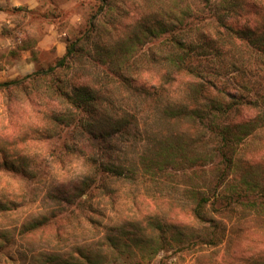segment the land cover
<instances>
[{
	"label": "rangeland",
	"instance_id": "374dc122",
	"mask_svg": "<svg viewBox=\"0 0 264 264\" xmlns=\"http://www.w3.org/2000/svg\"><path fill=\"white\" fill-rule=\"evenodd\" d=\"M33 2L0 3V82L54 65L93 26L62 79L102 71L108 50L131 76L177 83L159 102L112 85L119 113L135 117L129 135L95 147L53 119L58 101L45 81L0 90V264H264V203L256 199L264 194V128L230 164L213 153L208 128L196 134L164 115L186 93L172 63L184 54L179 43L192 46L203 79L263 91L264 69L215 18L240 26L251 0ZM109 154L121 174L96 170L93 159ZM88 177L91 191L81 184ZM201 196L209 200L196 217Z\"/></svg>",
	"mask_w": 264,
	"mask_h": 264
},
{
	"label": "trees",
	"instance_id": "16d2710c",
	"mask_svg": "<svg viewBox=\"0 0 264 264\" xmlns=\"http://www.w3.org/2000/svg\"><path fill=\"white\" fill-rule=\"evenodd\" d=\"M254 8H250L242 14L244 21L240 26H234L225 20V17L217 14V23L222 27L225 35L241 41L256 58L258 70L264 68V5L251 0ZM257 3V4H256ZM93 30V26L66 46V51L54 65L38 69L18 79L0 82V90L9 91L37 81H45L46 87L53 100L58 101V110L53 114L55 121H60L71 129L78 130L81 135L78 143L86 147H95L94 140H103L111 143V137L115 135H129L128 127L133 123L135 116L122 115L115 107V99L111 95V87H129L135 92H144L147 96L160 101L161 94L177 83L176 79L169 75L162 76L156 83L143 80L139 75L127 74L125 67L119 65L115 58H109L110 52L106 50L105 59L98 61L102 71H84L77 73L65 80L59 75L60 71L70 67L71 61L81 54L82 48H78L83 40ZM183 55L176 65L177 71L182 73L185 81L186 93L175 105H168L164 109V115L171 121L189 123L190 128L197 134L201 133V126L208 128L215 141L213 153L221 155L222 159L232 163L233 153L247 137L259 128H264V87L263 91L243 93L239 88L221 87L217 83L203 79L195 69L193 56L190 55L192 46L179 43ZM115 55V53L113 54ZM189 55V56H188ZM111 57V55H110ZM108 66V67H107ZM113 68V70H112ZM260 70V71H261ZM113 85V86H112ZM111 88V89H110ZM130 117V118H129ZM178 119V120H177ZM207 119L209 126L204 125ZM81 131V132H80ZM105 150L106 147H103ZM107 162L93 159L96 170L106 173L121 174L120 166L115 163L111 154L105 156ZM97 173V172H96ZM95 178H84L81 184L91 191ZM94 187L97 188L96 184ZM193 190L192 193L196 194ZM256 199L264 203V194H257ZM209 198L201 196L194 208L196 217L201 215L203 203ZM252 202H255L252 200Z\"/></svg>",
	"mask_w": 264,
	"mask_h": 264
},
{
	"label": "crops",
	"instance_id": "0c3cea01",
	"mask_svg": "<svg viewBox=\"0 0 264 264\" xmlns=\"http://www.w3.org/2000/svg\"><path fill=\"white\" fill-rule=\"evenodd\" d=\"M2 2H8L9 4H11L13 6L23 4V3L29 4V7H33L35 5L33 0H19L18 3H14V0H1L0 3H2Z\"/></svg>",
	"mask_w": 264,
	"mask_h": 264
},
{
	"label": "clouds",
	"instance_id": "9594fccd",
	"mask_svg": "<svg viewBox=\"0 0 264 264\" xmlns=\"http://www.w3.org/2000/svg\"><path fill=\"white\" fill-rule=\"evenodd\" d=\"M19 2V0H14V3H18Z\"/></svg>",
	"mask_w": 264,
	"mask_h": 264
}]
</instances>
